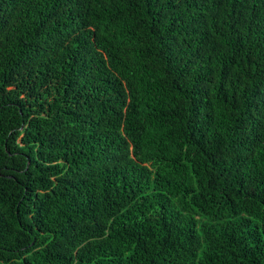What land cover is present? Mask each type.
I'll return each mask as SVG.
<instances>
[{
	"label": "trees",
	"instance_id": "obj_1",
	"mask_svg": "<svg viewBox=\"0 0 264 264\" xmlns=\"http://www.w3.org/2000/svg\"><path fill=\"white\" fill-rule=\"evenodd\" d=\"M0 264H264V0H0Z\"/></svg>",
	"mask_w": 264,
	"mask_h": 264
}]
</instances>
